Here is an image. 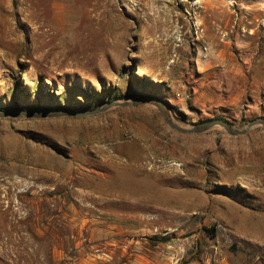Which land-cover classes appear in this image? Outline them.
<instances>
[{
    "label": "rangeland",
    "instance_id": "374dc122",
    "mask_svg": "<svg viewBox=\"0 0 264 264\" xmlns=\"http://www.w3.org/2000/svg\"><path fill=\"white\" fill-rule=\"evenodd\" d=\"M144 97L185 129L264 118V0H0V113ZM0 264H264V128L0 117Z\"/></svg>",
    "mask_w": 264,
    "mask_h": 264
},
{
    "label": "water",
    "instance_id": "95a60500",
    "mask_svg": "<svg viewBox=\"0 0 264 264\" xmlns=\"http://www.w3.org/2000/svg\"><path fill=\"white\" fill-rule=\"evenodd\" d=\"M141 104H150L157 108V110L160 112L164 122L173 130L181 133V134H200L204 132H208L215 128H220L224 131L225 134L231 137H239L244 136L248 134L250 131L256 129V128H264V118L250 121L245 128L243 129H235L232 128L227 122L223 120H210L203 123H199L195 126H193L190 129L181 128L177 124H175L170 117L168 116L164 106L162 103L157 101L154 98L150 97H144L141 99H137L131 102L127 103H109L108 105H105L104 107H101L99 109L87 111V112H81V113H75V112H69V111H19V112H2L0 113V117H27V118H34V119H42V118H48V117H54V116H89V115H96L102 112H105L107 108L109 107H117V106H136Z\"/></svg>",
    "mask_w": 264,
    "mask_h": 264
},
{
    "label": "trees",
    "instance_id": "16d2710c",
    "mask_svg": "<svg viewBox=\"0 0 264 264\" xmlns=\"http://www.w3.org/2000/svg\"><path fill=\"white\" fill-rule=\"evenodd\" d=\"M43 109L40 108H36L35 111H42Z\"/></svg>",
    "mask_w": 264,
    "mask_h": 264
},
{
    "label": "bare ground",
    "instance_id": "6f19581e",
    "mask_svg": "<svg viewBox=\"0 0 264 264\" xmlns=\"http://www.w3.org/2000/svg\"><path fill=\"white\" fill-rule=\"evenodd\" d=\"M48 41V40H47ZM259 236V235H258Z\"/></svg>",
    "mask_w": 264,
    "mask_h": 264
},
{
    "label": "crops",
    "instance_id": "0c3cea01",
    "mask_svg": "<svg viewBox=\"0 0 264 264\" xmlns=\"http://www.w3.org/2000/svg\"><path fill=\"white\" fill-rule=\"evenodd\" d=\"M172 104H173V102H172Z\"/></svg>",
    "mask_w": 264,
    "mask_h": 264
}]
</instances>
